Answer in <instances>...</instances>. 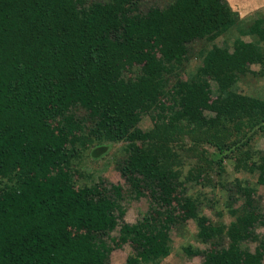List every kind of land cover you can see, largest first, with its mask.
Listing matches in <instances>:
<instances>
[{
  "label": "trees",
  "instance_id": "obj_1",
  "mask_svg": "<svg viewBox=\"0 0 264 264\" xmlns=\"http://www.w3.org/2000/svg\"><path fill=\"white\" fill-rule=\"evenodd\" d=\"M148 3L0 0V264H111L128 242L136 252L127 264H160L173 249L170 227L188 219L212 244L207 252L184 247L204 255L202 264H264V240L255 254L244 247L264 223L252 198L264 185V150L251 145L258 130L264 136V99L238 85L252 64L264 65V11L242 18L228 0ZM221 35L225 46L213 43ZM194 54L202 64L183 74ZM145 115L149 130L140 126ZM246 129L253 134L232 139V130ZM185 133L193 142L181 139ZM92 135L106 142L96 155L123 142L119 168L129 193L148 188L165 216L128 224L121 185L79 180L74 152ZM191 152L203 160L200 172L217 167L223 177L233 153L237 172H259L256 182L237 179L233 201L245 199L226 228L203 213L188 176L179 179L178 161Z\"/></svg>",
  "mask_w": 264,
  "mask_h": 264
},
{
  "label": "rangeland",
  "instance_id": "obj_2",
  "mask_svg": "<svg viewBox=\"0 0 264 264\" xmlns=\"http://www.w3.org/2000/svg\"><path fill=\"white\" fill-rule=\"evenodd\" d=\"M160 1L161 0H147V2H149L148 5H155ZM241 39L245 42H250L252 40V38L248 35H242ZM232 42L233 39L231 40V45ZM213 43L225 46L224 36H218L215 38ZM200 45L198 48H200ZM230 47L231 51H233V45ZM200 64H202V58H197L195 54L192 55L189 60V64L187 65V70L183 74L187 75V73H189V69L195 70ZM251 69L252 72L244 79H240L238 82L239 91L242 95L264 99V76L261 74L258 75L264 70V65L262 62L254 63L251 65ZM122 70L128 76L132 75L129 68L124 67ZM211 84L213 90L217 93L216 81L211 80ZM214 97L215 95L213 98ZM206 113L210 114L209 111H206ZM140 126L144 130L151 129L153 127V120L151 119V116L145 115L140 123ZM236 130H232V139L237 140L238 138L245 136L243 133H247V135L253 134L251 129H246L241 134ZM254 134L255 135L252 139L251 145L254 148L264 150V136L262 135V132L258 130ZM190 135V133H185L184 138L181 139L185 140V142L191 143L193 141ZM86 140L87 142L75 149L74 152L76 154H80L77 166L82 169L83 174L79 176V180L90 183L91 178L95 177L97 179L100 177L104 179V182L109 188H111L112 184L121 185L125 195L124 200L121 201V205L125 210L124 213L121 214V221H125L131 225H137L144 222L146 218L149 217H151V219H160L165 216V208H163L162 204H158L159 200L157 197L159 196L156 194L152 195V191L148 188H142V191L144 192L142 195L136 196L135 193L133 195L129 193L130 185L128 184L127 178L123 175L119 168V164H121L119 160L123 157L125 150L123 142H108V150L100 155H96L94 153V149L105 141L98 139L95 135H92L91 139L86 138ZM174 145L176 146L177 144L175 143ZM204 148L207 150V154L214 149L208 144H204ZM191 155L194 154L191 152L188 156H181L182 159H180L181 157L179 158L180 160L178 162L181 164L180 170H182V175H180L179 179H185L188 176L189 181H187V183L190 184L189 192L199 196L202 202L203 213L220 228H226V226H229L235 219V217L230 213V210L241 207L245 199L240 198L238 201H233V195L235 197L240 196L239 189L236 187L237 179L246 178L249 181L256 182L259 172H237L234 168V165L236 164V153H233L230 158L225 160L226 172L223 177L219 175L217 167H208L207 165H204L201 167L202 171L200 172L196 169L203 164V160ZM173 164L175 165L176 163L174 162ZM195 175L196 177L193 178ZM223 185L225 189L222 191L221 188ZM252 198L255 200V205L262 213L264 221V185L259 186L257 192L252 195ZM176 201L177 199H171L173 204ZM219 212H222V215H219ZM174 214L177 216L179 215V212L176 210ZM120 229V226H118L117 229L112 232V235L118 236ZM254 229L258 238L254 240L252 239L251 241L248 240L244 243V247L250 249L253 254L257 253V248L261 247V241L264 240V223L261 222L256 224ZM198 231L197 224L193 219H188L182 225H172L168 233L173 243V249L170 255L163 259L160 264H202L205 260L204 255L189 256L184 250V247L187 245L199 247L201 250L206 252L211 250L212 244L202 242L198 238ZM229 243L230 239L227 238L225 244L222 245V248L229 247ZM135 252L136 245L134 243H125L120 248H116L112 252L110 259L111 264H127L128 257ZM262 255L264 263V254L262 253Z\"/></svg>",
  "mask_w": 264,
  "mask_h": 264
},
{
  "label": "crops",
  "instance_id": "obj_3",
  "mask_svg": "<svg viewBox=\"0 0 264 264\" xmlns=\"http://www.w3.org/2000/svg\"><path fill=\"white\" fill-rule=\"evenodd\" d=\"M233 10L242 18L255 16L258 11H264V0H228Z\"/></svg>",
  "mask_w": 264,
  "mask_h": 264
}]
</instances>
